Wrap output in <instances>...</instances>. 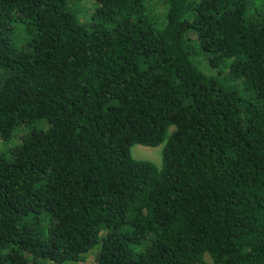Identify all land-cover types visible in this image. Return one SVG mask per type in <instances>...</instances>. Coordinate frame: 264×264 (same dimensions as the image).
Returning a JSON list of instances; mask_svg holds the SVG:
<instances>
[{"label":"trees","instance_id":"obj_1","mask_svg":"<svg viewBox=\"0 0 264 264\" xmlns=\"http://www.w3.org/2000/svg\"><path fill=\"white\" fill-rule=\"evenodd\" d=\"M97 2L0 0V264H264V13Z\"/></svg>","mask_w":264,"mask_h":264},{"label":"rangeland","instance_id":"obj_2","mask_svg":"<svg viewBox=\"0 0 264 264\" xmlns=\"http://www.w3.org/2000/svg\"><path fill=\"white\" fill-rule=\"evenodd\" d=\"M68 4L71 6L77 21L81 24L89 25L92 22V14L95 8L97 7V0H67ZM250 3V9L251 10H258L261 13H264V0H249ZM21 35L18 36L20 38ZM195 60V59H194ZM197 63V62H196ZM199 66V65H198ZM207 68L200 67L203 71L215 75L218 74L220 76V70L219 69H212L208 63ZM8 75V71L3 69L0 66V86L6 76ZM222 76V75H221ZM48 127V120L47 119H41L38 120L31 125L26 124H19L16 126V128L13 130L11 136L9 139H3L1 133H0V155L6 156L9 160H12L14 158L13 150L15 147L20 145L22 143V139L25 135L28 134V132L32 128L37 129H44ZM170 133V130L168 134ZM170 135V134H169ZM169 135H167L166 140L158 145V146H147L142 144H135L132 147V154L134 158L136 159H143V160H149L154 162L159 169H162L163 167V151L165 144L168 140ZM100 247V243H98L94 248H92L87 254V259L85 258L86 262L84 261L80 262H64V263H55L52 260H46L45 264H94L96 259V252H98V249ZM205 262L206 264H215L213 261V258L210 254H205Z\"/></svg>","mask_w":264,"mask_h":264}]
</instances>
